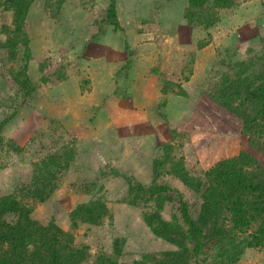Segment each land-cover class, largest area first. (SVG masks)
I'll return each mask as SVG.
<instances>
[{
    "label": "rangeland",
    "instance_id": "obj_1",
    "mask_svg": "<svg viewBox=\"0 0 264 264\" xmlns=\"http://www.w3.org/2000/svg\"><path fill=\"white\" fill-rule=\"evenodd\" d=\"M235 3L202 29L181 20L184 0H63L54 18L41 0H33L24 26L33 92L0 128L3 142L10 138L22 147L19 152L0 148V196L28 182L30 162L45 150L61 141L70 144L73 163L29 216L41 224L52 221L75 245L86 244L90 257L83 264L100 251L112 253L113 238L124 239L120 261L127 263L140 253L171 248L145 227L141 209L124 200V177L147 184L162 144L172 142L193 184L169 174L161 180L181 192L192 214L200 201L195 190L207 183L201 170L220 158H235L264 185V138L243 132L240 120L207 94L210 77L231 73L233 63L259 52L264 39V0ZM110 4L114 15L94 41ZM10 20L11 11L0 6V27ZM21 52L19 47L12 59L0 51V120L11 111L8 98L21 91L14 77ZM127 57L131 63L123 77L116 71ZM57 70L62 71L58 79ZM165 82L167 93L161 91ZM50 118L61 126L52 130ZM92 196L104 198L111 219L100 225L77 221L72 227L69 211ZM236 264H264V254L246 251Z\"/></svg>",
    "mask_w": 264,
    "mask_h": 264
},
{
    "label": "trees",
    "instance_id": "obj_2",
    "mask_svg": "<svg viewBox=\"0 0 264 264\" xmlns=\"http://www.w3.org/2000/svg\"><path fill=\"white\" fill-rule=\"evenodd\" d=\"M33 0H2L0 6L11 11L10 25L0 27V51L15 59L22 48V63L14 74L20 81L19 94L9 97L6 107L9 114L0 120V128L30 99L33 92L27 74L30 58L27 34L24 32L28 8ZM43 8L54 18L63 0H41ZM236 5L235 0H184L181 20L202 29L219 21L218 13ZM114 15L113 5L107 9L106 18L98 23L92 39L103 35L106 21ZM111 20V19H110ZM116 26V23L113 24ZM259 52L248 59L238 60L232 72L222 71L209 78L207 94L218 105L235 115L245 133L264 138V39ZM131 63L127 57L116 71L126 76ZM44 62L38 63L41 71ZM154 72L156 69L150 68ZM57 70V79L61 76ZM44 80V77H40ZM169 83L161 91L167 93ZM209 86V88H208ZM3 112V111H2ZM1 112V113H2ZM0 113V114H1ZM51 129L61 126L48 119ZM54 128V129H53ZM177 132H174V135ZM172 142L158 147L151 163V179L147 184L124 177L126 203L139 207L140 218L150 233L170 244L171 248L140 253L130 262L120 261L124 239H112V253L98 252L90 264H236L246 251L257 250L264 254V185L257 174L247 170L233 157H223L205 170L202 176L206 185L195 190L199 198L198 209L191 207L181 192L161 180L169 174L190 187L189 178L181 155L173 153ZM3 151L19 152L22 147L10 138L0 139ZM74 160V149L61 143L30 162V178L14 192L0 196V264H83L90 254L86 244L75 245L69 232L52 221L41 224L30 218L35 203L48 198L59 176L63 175ZM114 175H118L113 171ZM90 189L93 184L88 185ZM166 204L170 206L168 218L162 216ZM71 226L79 221L100 225L110 220L109 209L102 196H92L85 203L77 204L68 213Z\"/></svg>",
    "mask_w": 264,
    "mask_h": 264
}]
</instances>
